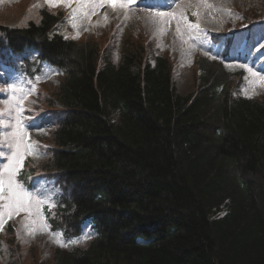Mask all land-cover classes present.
I'll use <instances>...</instances> for the list:
<instances>
[{
    "label": "trees",
    "instance_id": "obj_1",
    "mask_svg": "<svg viewBox=\"0 0 264 264\" xmlns=\"http://www.w3.org/2000/svg\"><path fill=\"white\" fill-rule=\"evenodd\" d=\"M58 21L42 9L0 23L1 63L64 73L39 111L53 127L46 162L17 178L56 180V236H79L85 220L96 235L31 264H264V102L240 94L246 77L232 71L245 72L200 61L197 90H181L151 47L124 43L116 59L62 37ZM8 230L0 264H23Z\"/></svg>",
    "mask_w": 264,
    "mask_h": 264
},
{
    "label": "rangeland",
    "instance_id": "obj_2",
    "mask_svg": "<svg viewBox=\"0 0 264 264\" xmlns=\"http://www.w3.org/2000/svg\"><path fill=\"white\" fill-rule=\"evenodd\" d=\"M99 2L100 0H72L71 7H54L63 10L67 16L60 26L59 32L72 39L95 40L100 47L106 46L109 41L111 42L110 52L113 54L118 52L116 50L121 48V44L131 43V41H139L144 47L149 46L154 50L162 51L177 70L176 75L181 81L178 83L181 90L194 89L197 85L200 69L196 59H207L210 63L216 64L214 54L219 43L215 44L210 41L209 32L219 31L225 26H230L228 32L231 33L235 26L242 27L256 21L248 34L240 32L235 36L233 53L238 51L243 54L249 47H254V53L259 57L264 54V49H262L264 44V0H146L143 4L135 3L127 10V13L124 9H113L107 3L97 8L90 6L92 3ZM81 4L89 6L82 8ZM177 5L180 6V9L177 8ZM42 8L52 11L44 0H0V23L22 25L29 20L37 21ZM234 9L241 13L237 18L235 16L231 18V10ZM181 10L187 17L188 23H199V30L193 29L191 32H186L182 28L181 34L178 36L176 28L182 26L183 21H180L179 25L177 19L154 21L148 15L149 11L179 13ZM85 12L87 15L84 14ZM193 13L198 15H193ZM125 15H127V19H125ZM190 16L193 19H190ZM160 28L166 29L162 35L159 32ZM227 41H229L228 38L225 42ZM242 65L245 66L243 68L246 71V78H244L240 92L246 97L262 98L264 82H259V77L264 76V55L260 61ZM13 67V65H3L0 62V101L8 99L12 95L9 86L15 83L18 88L16 96L23 97V120L29 142L37 145L35 150L40 153L39 158L30 157L38 164L45 163L46 147L51 144V129L47 123L33 121L32 118L38 107L40 109L45 106L46 95L56 90L63 74L55 68L41 66L37 75L27 76L20 74ZM247 68H250L251 72L247 71ZM182 69L186 70L182 71ZM252 73L258 75L253 76ZM0 112L5 113L0 119H3L6 125L9 120L8 106L0 103ZM4 130L5 126L0 125V131ZM6 156V150L0 152V169L3 164L8 162ZM52 178L48 174L39 175L34 179L30 188L23 186V189L31 194L43 190L52 201L58 189ZM19 214L5 218L4 225L8 221L13 223L14 238L17 241L16 249L21 263H36L39 259L44 258L51 261L53 258L52 248L56 244L63 245L62 247L71 245V243L53 236L44 219L40 220L33 216L32 219L35 223H30L25 219L27 213L21 211ZM29 228L32 229L31 234ZM89 235L88 233L81 235L76 240V244H82L86 240L85 237L89 238ZM8 240L11 238L8 237Z\"/></svg>",
    "mask_w": 264,
    "mask_h": 264
},
{
    "label": "snow or ice",
    "instance_id": "obj_3",
    "mask_svg": "<svg viewBox=\"0 0 264 264\" xmlns=\"http://www.w3.org/2000/svg\"><path fill=\"white\" fill-rule=\"evenodd\" d=\"M44 2L49 7H71L72 0H44ZM107 3L113 9L120 8L124 9L125 13L127 10L135 5V0H100L99 3H92L90 6L92 8H97L103 6ZM89 5L81 4V7H87ZM206 7L208 5H205ZM180 9V6L177 5ZM146 10V9H145ZM87 15V13H84ZM148 15L153 18V20L163 19L164 21L170 19H177L178 25L180 21H183L182 26L176 28V33L179 36L181 34L182 28L186 32H191V30H199V23L192 24L187 22V17L183 15V11L179 13H163L159 11H149ZM193 15H198L193 13ZM127 19V15H125ZM166 31L165 28H160L159 32L162 35ZM187 43V41H185ZM241 67H245L241 65ZM247 71L251 72L250 68ZM253 76L258 74L252 73ZM259 82H264V76L259 77ZM18 88L15 83L9 86V91L12 95L8 99L0 101L8 106V123L5 125L3 119H0V125L5 126L4 131H0V152L4 150L7 151V163L3 164L2 169H0V230H2L5 218H11L13 214H19L21 211L27 213L25 219L30 223H35L32 219L36 216L40 220H43L42 209L45 205L49 209L55 206L54 202L51 201L49 197L46 196L43 190L38 191L36 194H31L23 189V186L18 182L17 175L23 167V162L28 156L33 158H39L40 153L35 149L37 145L29 142V138L26 133L25 124L23 120V107L22 101L23 97H17L16 92ZM20 91H23L20 89ZM26 95V94H25ZM5 113L0 112V117H3ZM10 129V130H8ZM29 233H32V229L29 228ZM88 237H85L87 239ZM63 246V245H61Z\"/></svg>",
    "mask_w": 264,
    "mask_h": 264
}]
</instances>
